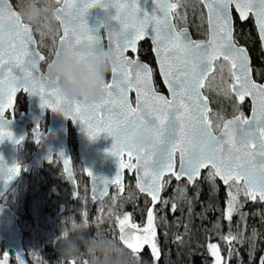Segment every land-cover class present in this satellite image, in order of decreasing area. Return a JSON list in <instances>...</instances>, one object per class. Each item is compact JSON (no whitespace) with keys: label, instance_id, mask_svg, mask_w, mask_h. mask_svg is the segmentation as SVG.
I'll return each mask as SVG.
<instances>
[{"label":"snow or ice","instance_id":"obj_1","mask_svg":"<svg viewBox=\"0 0 264 264\" xmlns=\"http://www.w3.org/2000/svg\"><path fill=\"white\" fill-rule=\"evenodd\" d=\"M204 2L209 11L207 41L192 40L186 29L177 30L172 24L170 17L178 2L152 0L150 10H145L140 0H56L60 4L56 19L63 28L55 53L57 61L62 59L66 48L80 55L88 47L100 43L98 28L86 19L90 9L114 10L113 19L121 25L120 38L115 42L109 40L108 49L115 53V63L111 70L112 80L105 83L103 95L98 100L66 102L60 94V85L49 84L45 73L40 70L39 64L45 57L31 47L35 41L30 26L22 22L7 0H0V140L12 139V132L5 126L8 120L5 111L13 108L15 94L22 90L39 96L41 108L63 112L74 122L78 121L90 139L100 133L113 138L106 151L117 157L118 171L110 181L100 179L103 187L98 190L101 193L106 192L110 183L117 184L122 190L120 170L135 169L138 174L142 173L138 176L137 187L155 204L165 173L177 180L186 176L188 182L193 183L200 176L201 169H210L207 179L214 182V178L219 177L229 188L225 214L229 221L238 211L237 196L241 184L247 200L264 202V84H257L250 78L249 57L245 48L238 47L233 40L230 17L233 4L242 19L253 14L264 40V0ZM5 21L9 25L7 28ZM149 30L156 46L154 51L160 74L168 85L171 99L154 90L152 69L125 56L129 48L136 51L137 41L148 36ZM221 57L230 65L233 79L230 90L240 101L251 95L254 104L259 103V113L254 107L251 119L240 113L225 120L220 135H216L201 88L214 62ZM133 89L136 91V107L128 101L127 94ZM140 134H144L149 142H139L137 137ZM36 141L39 142V135H36ZM125 152L128 161L119 159ZM59 157L64 158L62 153ZM133 157L134 164L131 162ZM68 163L64 159L66 172ZM2 165L3 158L0 157ZM18 172L19 167L9 168L7 180ZM88 174L93 175L91 171ZM93 179L97 180V177ZM233 185L237 188L235 193L231 191ZM96 190L94 187V192ZM117 219L119 239L128 249L136 254L147 244L154 258H159L152 208L148 210L147 226L143 229L129 223V214ZM139 231L144 235H138ZM223 238L228 242L237 240L231 234ZM209 248L216 257L215 264H220L217 245L210 244ZM261 260L264 264V257ZM0 264L4 262L0 261Z\"/></svg>","mask_w":264,"mask_h":264},{"label":"trees","instance_id":"obj_2","mask_svg":"<svg viewBox=\"0 0 264 264\" xmlns=\"http://www.w3.org/2000/svg\"><path fill=\"white\" fill-rule=\"evenodd\" d=\"M246 42L251 53L255 78L259 80L264 72L260 44L253 32ZM137 55L142 60H152L150 45L147 41L139 43ZM26 108L25 95L20 92L16 97L15 113L19 114ZM46 120L47 118H44L43 122L45 123ZM42 127L44 128L45 125ZM69 132L73 136L70 150L75 153V160L79 164L71 125H69ZM58 166V169H55L58 172L48 183L55 190L48 195L47 201L55 203L57 208L63 205L62 211L59 212V219H62L67 225L69 217L79 219L86 215V219L93 224L91 235L99 234L101 223L106 222H96L97 216L102 218L96 207L107 208L110 206L108 201L111 198V193L99 203H91L87 195V178L82 174L78 176L74 171L76 180L79 179L85 183L84 188L81 190L79 188L78 194L72 196L62 175V169L60 165ZM209 170L204 171L193 185L189 186L184 180L173 179L168 182L169 184L163 186L161 198L154 210L159 258H154L151 248L147 245H144L139 253L134 254L132 250L118 243L124 251L128 250L130 264H210L207 244L213 241L221 243L220 237L229 234L228 232H232L230 233L232 235L236 234L237 240L229 242L230 247L225 253L226 264H262L261 258L264 257V202L258 199L250 201L245 198L244 193L240 194L238 211L233 213L229 221L225 217L229 188L217 178H214V182L207 179ZM117 195L116 203L118 205L115 210L121 209L129 212L132 219L138 223H143L146 217L147 223V212L151 201L145 194L137 191L133 180L127 178L124 192L122 194L118 192ZM81 199H86V202L83 203ZM173 205H175L174 209ZM10 206L20 216L21 225H25L24 222L28 220V197L18 196L13 204L10 203ZM79 258L82 259L83 264H89V258H86L85 254L80 253L76 259Z\"/></svg>","mask_w":264,"mask_h":264},{"label":"water","instance_id":"obj_3","mask_svg":"<svg viewBox=\"0 0 264 264\" xmlns=\"http://www.w3.org/2000/svg\"><path fill=\"white\" fill-rule=\"evenodd\" d=\"M200 1H201V4L206 9L207 19H208V34H209L210 29H209L208 7H206L204 0H200ZM61 2H62V0H61ZM170 2H171V0H170ZM7 4L13 11H15L19 14V12L15 9L13 4L10 2V0H7ZM140 4L145 10H150L152 0H140ZM232 6L234 7V9L237 12H239L236 9V6L234 4ZM56 7L59 8L60 4ZM102 14L103 13H102L101 9L93 8V9L89 10V14L86 17V19L88 20L90 25H94L97 18L102 16ZM230 17H231V26H232L231 6H230ZM170 18H171L172 24L174 25L172 14H171ZM254 18H255V16H254ZM21 20H22V17H21ZM22 22L25 24H28L31 28L32 37H33V40L35 41V44L31 45V47L35 48L36 51L40 55L45 57L44 53L42 51H40V49L38 48L37 41H36L35 35L33 33L32 26L29 23L24 22L23 20H22ZM57 22H58L59 29H60V35H62L63 34V28L61 27V24L58 20H57ZM255 23L258 27V33H259V37H260V41H261V48H262V52L264 54V40L261 39L260 30H259V26L257 24L256 18H255ZM8 26L9 25L7 24V21H5V28H7ZM181 29H186L188 36L192 40H197V41H207L208 40V39L207 40H205V39H194L191 35V32H189V30L187 28H181ZM181 29H179V30H181ZM232 34H233V28H232ZM101 36H102L103 43L108 48L109 40L107 39L106 34H101ZM145 38H148L150 40L152 53H153L154 58H155V63H156L158 73L162 79V82H163L166 90L168 91V94H169L168 99H171V93L169 91L168 85L164 82V79L160 74L158 57H157L156 52L154 51V48L156 46L153 43V40L151 37V30H149V35L146 36ZM145 38L137 41L135 52H133L131 50V48H129L125 52V56H127L129 60H137L139 63L145 64L150 68V66L137 55L139 43L142 40H144ZM208 38H209V36H208ZM58 45H59V37L57 39L56 48L53 52V55H52L50 61L56 58L55 53H56ZM238 47H242V46H238ZM246 52H247V50H246ZM247 54H248V52H247ZM248 57H249V54H248ZM43 62L44 61H41L39 64L41 72H44V70L47 67V64L49 63V62H47L44 65V68H42ZM113 65H112V67H113ZM249 67L251 69L250 57H249ZM111 70H112V68H111ZM111 70H110L109 79L106 80V83H110L112 80V71ZM213 71H214V64H213L212 71L207 75V77ZM207 77L205 78V80L207 79ZM250 78L257 84H264V80L262 82H257L254 80L252 69L250 71ZM153 88H154V84H153ZM20 92H22L25 95L26 102H27V108L25 111H22L19 114H16L15 113V102H16V97ZM231 92L237 97V95L234 91H231ZM158 94L165 96L162 93H158ZM201 94H202V97L206 98L207 109L209 111L210 104H209L208 98L203 94L202 88H201ZM127 95H128V101L131 104V106L136 107V91L134 89L130 90ZM245 98H247L250 101V112H249V115L247 116V118L251 119L253 116V108L254 107L257 109V114L259 113V103L257 102L254 104L253 98L251 95H246ZM98 99H95V100H98ZM90 101H92V100H90ZM44 117L48 118V123H47L45 129H41L40 123L42 122ZM5 118H8V120L5 121V126L12 132L13 136H12V139L5 137L3 140H0V157L3 158V165L0 166V241L3 243V254H4L5 258L10 256V254L12 253L13 257L16 261V264H29V261H28V258L26 256V252H25V249L23 246V242H22L23 232H22V229L19 225V216L9 205H6V204L2 203V201H1L2 197L5 196V194L9 191L11 186L18 180L22 171L29 173L33 168H42L43 166L52 163L54 158H56V160L59 162V164L62 168V172H63V174L65 176V180H66V182L70 188L72 196H76V194H77V182L75 179V174H74V169H73V160H72L70 147H69V140H68L69 125H71V127L73 128V131L75 134L78 158H79L81 165H82L83 174L88 176V185H89L88 194H89V197L91 198V200L93 202L103 200L109 194L111 187L113 185L117 186L120 194L123 193V191H124V169L125 168L120 170L121 184L123 186L122 190H121V187L118 186L117 184L110 183L108 185L106 192L101 193L98 190V187H103V185L100 184V179L103 178V179L110 181L116 175V173L118 171L117 157L113 156L112 154H110L109 152L106 151V149H109L111 147V145L113 143V138L111 136H108L106 133H100L94 139H90L86 135L85 131L83 130V126L78 121L74 122L71 118L67 117L63 112L52 111L50 108H41L40 98H39V96H37L35 94H30V93L24 92L22 90H18L17 93L15 94V97H14L13 108L6 109ZM232 118H229V119H232ZM229 119H227V120H229ZM28 127H30V132L32 134L33 141L37 145V147L31 153V157L24 163V165H22L18 162V153H19V149L25 145V142L27 140L28 132H29ZM222 128H223V126H222ZM37 129H38V131L35 132ZM220 130L217 132H215L213 130V133L216 135H220ZM36 135H39V142L38 143L36 141ZM17 140L19 141V143L16 142ZM61 153L63 154L64 158L59 157ZM64 159H67L69 161V163L67 165V172L65 171ZM119 159H122L124 161H128L129 156L125 152ZM131 162L133 164L136 162L134 157L131 159ZM14 166L19 167V172H18V174H15L11 180L8 181L7 180V170L9 168L14 167ZM178 167H179V165H178ZM127 170L129 171V173L134 174L136 189L139 193H142V192H140L139 188L137 187L138 176L142 175V173L138 174L135 169H131V170L127 169ZM202 170H205V169H201V171ZM88 171H91L93 175L90 176L88 174ZM169 175H171V174L165 173L164 176L162 177V182H163L164 178L166 176H169ZM94 176L97 177V180L93 179ZM200 176H201V173H200ZM200 176L198 178H200ZM182 178H185L187 180L186 176L182 177ZM215 178L219 179L222 182V184H224L223 181L219 177H215ZM193 183H190V185H192ZM94 187L97 188V190L95 192H94ZM161 192H162V186H161V191L159 194V199L157 200V202L155 204H153L151 197L148 196L147 193H142V194H145L146 196H148L150 198L151 205L149 208H152L153 212L155 210L156 204L159 202V200L161 198ZM250 201H252V200H250ZM141 233H142V231L137 232L138 235H141ZM119 237H120V230H119ZM119 242L122 245L126 246L120 239H119Z\"/></svg>","mask_w":264,"mask_h":264},{"label":"rangeland","instance_id":"obj_4","mask_svg":"<svg viewBox=\"0 0 264 264\" xmlns=\"http://www.w3.org/2000/svg\"><path fill=\"white\" fill-rule=\"evenodd\" d=\"M16 10H20L21 7V0H10ZM47 0H39V4L46 3ZM175 3L178 2V9L175 12L174 18L178 27L182 26H189L191 25L195 34H200V29L203 30L202 24H204V16L202 13V9L199 4V0H174ZM59 4L56 3L55 6ZM22 17V16H21ZM23 18V17H22ZM23 20L29 23L32 28L33 32L38 44V48L45 54V60L42 64V68L45 63H47L56 48L57 39L60 35V29L58 22L56 19H50L47 14L41 16L40 19L35 22L31 23L26 21L24 18ZM56 23V25H55ZM225 64V63H224ZM229 67L227 64L223 65L220 64L218 68L215 69L214 73L210 76L209 82V92H211V96L214 100V106L218 104V99L224 100L225 96L230 94L229 86L230 82L232 81L231 77L229 76ZM229 77V80H228ZM219 97V98H218ZM221 106V104L219 105ZM235 108L228 112H224L222 109L218 108L215 111V115L211 116L215 125L213 128H218L222 124L224 118L230 115H234ZM17 114V113H16ZM47 120L45 123L42 121L40 124L41 129L43 128L42 125L46 126ZM28 137L25 142V145L19 149L18 153V161L20 164L24 165V163L31 157V153L36 149L37 145L34 143L32 134L30 132V127H28ZM75 136V135H74ZM69 145L71 148V143L73 141V136L71 132H69ZM71 155L73 159V169L78 174V176H85L82 171V166L76 162L75 160V153L71 150ZM75 162V163H74ZM58 163V164H57ZM50 165L49 167H46ZM48 165L43 166L42 168H33L29 173L23 172L21 173L18 180L11 186L9 191L2 197V203L9 205L10 203L13 204L15 199L18 196H27L29 201V210H28V220L25 225H21L20 216H19V225L22 229V242L26 252V256L28 258L29 264H83L82 259H76L79 254H85V257L89 258L88 263L91 264V257L87 253L83 247L81 251L76 256L70 258H62L59 256L57 252V238L61 233L62 224H66L62 219H59V212L62 211V206L60 205L57 208L55 203H50L47 201L48 195L52 192L53 193V186L48 185V183L53 180V177L58 172L55 169H58L59 162L54 159V161ZM61 167V166H60ZM62 169V168H61ZM74 172V173H75ZM60 175V173H59ZM62 175L65 180V176L62 172ZM86 177V176H85ZM87 178V177H86ZM66 181V180H65ZM77 183V194L78 189L84 188V181H80L79 179L76 180ZM67 183V182H66ZM88 184V179H87ZM68 185V184H67ZM79 186V187H78ZM69 187V186H68ZM240 187L239 195L244 193L243 187ZM242 187V188H241ZM89 191V186H88ZM231 191L235 193L237 188L233 185ZM119 190L116 187H113L110 190L111 198L108 201L107 208L98 206L96 210H98V214L102 216L96 217V222H106L101 223L102 227L100 228L99 234L109 237L118 243L119 242V224H118V217L123 219L125 214L130 215L129 223H134L139 226V228H144L143 226L146 225V217L143 223H138L132 219V216L129 212L122 211L121 209L115 210L117 202V194ZM88 195V199L91 203H94ZM107 197V196H106ZM105 199V198H104ZM229 200V199H228ZM227 200V202H228ZM83 203L86 202V199H81ZM95 203H99L95 202ZM94 203V204H95ZM228 206V205H226ZM11 207V206H10ZM61 207V208H60ZM60 208V209H59ZM59 209V210H58ZM227 210V209H226ZM69 224L72 221H76L81 225H84L87 229L84 232L85 237L91 236V221L86 219V215L81 216L79 219L74 217H69ZM87 221V223H85ZM100 224V225H101ZM229 234L232 232H228ZM229 234H224L220 237V242L217 241L209 242L207 244L208 252L210 255V264H215L216 257L212 255V252L209 248L210 244H215L219 250L220 256V264H226V250L230 247L228 241H226L223 237L228 236ZM232 235V234H231ZM233 236H236L234 234ZM127 256H129L128 250L125 251ZM0 261L4 262V264H16V261L11 253L10 256L4 257L3 254V243L0 241Z\"/></svg>","mask_w":264,"mask_h":264},{"label":"clouds","instance_id":"obj_5","mask_svg":"<svg viewBox=\"0 0 264 264\" xmlns=\"http://www.w3.org/2000/svg\"><path fill=\"white\" fill-rule=\"evenodd\" d=\"M56 0H47L39 4V0H21L19 15L26 21L35 23L47 14L56 19ZM102 16L97 18V27L101 37L99 44H94L80 54L66 48L62 59L51 60L44 73L49 84L60 85V94L66 102L74 100H95L103 95L106 75L115 63V54L102 41L101 34L115 42L120 38V22L113 19L114 10L101 9ZM139 142L148 143L144 134L137 137ZM87 228L76 221L70 225L62 224L61 233L57 238V252L62 258H70L85 249L91 257V264H130L124 249L117 242L102 234L85 237Z\"/></svg>","mask_w":264,"mask_h":264},{"label":"flooded vegetation","instance_id":"obj_6","mask_svg":"<svg viewBox=\"0 0 264 264\" xmlns=\"http://www.w3.org/2000/svg\"><path fill=\"white\" fill-rule=\"evenodd\" d=\"M171 2L172 3H175L174 0H171ZM198 5H200V7L202 9L203 16H204V24H202L203 30L200 29V31H201L200 34H195V31H193L191 25H189V26H182L181 25L180 27L177 26L176 21H175V18H174V15H175V12L178 9V7H177V9L174 12H172L174 26L176 27L177 30H179L181 28H187L189 30V32H191V35H192V37L194 39H205V40H207L209 34H208V19H207L206 9L201 4V1L200 0H199V4ZM231 14H232V28H233V39H234V42L236 43V45L242 46V47H244L247 50V52L249 54V57H250V60H251V69H252V73H253V78L257 82H262L264 80V72H263V75L260 76L261 79L258 80V79L255 78V74H254V70H253L252 57H251V53H250V50L248 49V45H247V42H246L247 39L250 37L251 32H253V34L255 35V37L258 40V42L260 44V47H261V41H260V37H259V33H258V27H257V25L255 23L254 15L251 14V13H249L245 18L242 19L241 18V15H240V12H237L232 5H231ZM145 41H147L149 43L150 49H151V53H152V48H151L150 40L148 38H145L141 42H145ZM261 51H262V48H261ZM262 56H263V69H264V54H263V52H262ZM143 61L146 62L150 66V68L152 69V81H153V84H154L155 91L157 93H162L167 98H169L168 91L166 90V88H165V86H164V84L162 82V79H161V77H160V75L158 73V70H157V67H156L155 58H154L153 53H152V60H151L152 62L151 61H146V60H143ZM224 63L227 64V67H229L228 70L230 71V65L226 61H224L223 58H220L219 60H217L216 62H214V71H215L216 68H218L220 66V64L225 65ZM212 74H210L207 77V79L204 82V86L202 87V89H203V94L208 98V101H209V104H210V109H209V111L207 113L208 118L212 121V129L215 132H217V131H219L222 128L225 120H227L229 118H232V117H234L236 115H239L240 113H243L244 117H247L249 115V112H250V101L247 98H244L243 101H240L230 91V88H229L230 94H228L227 96H225V99L222 100V102H221L220 99H218V104L216 106H214V104H213L214 103V100H213V98L211 96V92H209V82H210V76ZM109 75H110V71L106 75V80L109 79ZM229 76L231 77L230 72H229ZM231 79H232V77H231ZM232 83H233V79H232V81L229 84L231 85ZM220 104H221V106H219ZM217 107L220 108V109H222L224 112H228V111L232 110L233 108H235V113H234V115H230V116H227L226 118H224L223 121H222V124L220 125V127H218V128L215 129V128H213V125H215V122L213 121V119L211 118V116L213 115V113L215 115V111H216ZM75 143H76V140H75ZM76 154H77V147H76ZM77 158H78V154H77ZM175 159H176V167H178V165H179V154L178 153L176 154ZM78 160H79V158H78ZM79 162H80V160H79ZM80 164H81V162H80ZM207 170L208 169L202 170L201 171V175H202V173L204 171H207ZM86 177L88 179V176H86ZM127 178H130V180H133L134 181V185H135V188H136L134 174L133 173H129V171L125 168L124 169V190L126 188V179ZM173 179L176 180V181L184 180L190 186V183L185 178H181L180 180H177L174 176L169 175V176H166L164 178V180L162 182V188H163L164 185L169 184L168 182L171 181V180H173ZM198 179H196L195 182ZM164 182H166V183H164ZM223 185H225V184H223ZM241 186L243 187L242 184H241ZM113 187H116L117 188L116 185H113L111 187V189ZM150 205H151V203H150ZM146 226H147V223L143 227H146ZM140 229H143V228H140ZM143 235H144V233L142 232L141 233V236H143ZM147 246H149V245H147Z\"/></svg>","mask_w":264,"mask_h":264}]
</instances>
